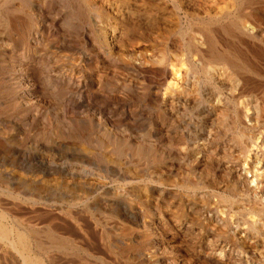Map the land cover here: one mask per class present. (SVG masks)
Instances as JSON below:
<instances>
[{"label": "bare ground", "instance_id": "bare-ground-1", "mask_svg": "<svg viewBox=\"0 0 264 264\" xmlns=\"http://www.w3.org/2000/svg\"><path fill=\"white\" fill-rule=\"evenodd\" d=\"M259 1L264 0H0V23L3 24L4 34H6V41H4L6 48L2 51L0 50L1 90L4 91L7 99L9 98V102H13L11 108L14 107L15 110L17 106L14 105L19 104L34 119H38V123L40 122L39 125L42 127V135L47 134V130L57 132L55 126L53 127L51 122H47L45 117L48 112L50 113L49 108L55 106L54 104L52 105L54 102L60 112V116L65 120V130L62 128L64 133L84 142L86 145L97 144L98 147L107 148L114 153H120L127 148V150L132 151L131 157L139 162H149L151 165L152 163L163 164L164 161V164H166L169 161L167 159H171V157H174L175 161H185V156L181 155L177 148L180 145H178L180 143L179 140L189 139V135L186 137V134H177V130L173 133L169 130L167 131L168 133L163 134V127H161L155 133L153 132L154 139L151 141L152 137L149 140L147 136L137 133L141 131L142 124H140V121L144 120V113L132 109L129 104L113 102L105 97L104 92L103 94L101 93L100 88L104 85V81L108 77L113 76L107 67L111 64L117 66L129 76H136V79L133 78L129 83L126 82L127 84L121 83L123 85L119 90L130 95L137 94L138 96V90L140 89L141 91L143 86H147L146 88L149 92L154 94V102L156 103H151L150 99L148 101L155 107L157 105L158 109L163 110V113L167 114L168 118L177 111L181 112L176 113L179 115L183 114L182 112L186 113L181 108L186 105L184 103L186 100L182 101L183 96L181 97L180 95L184 93L189 95V92L194 93L200 83L198 76L201 74L206 80L213 81L221 89L231 90L238 88V86L240 89V85L246 87L249 84V75L247 76L246 74H255L259 70L257 67L258 61L254 60L251 55H254V53H251V51H255L254 47L257 44H264V6ZM166 2L170 4V7L166 5ZM57 11H60V13H57ZM55 12L58 16H61L60 19L64 23H60L59 26L62 24L66 27L64 28L61 25L63 29L61 28L60 31L56 29L58 27H55L57 24L55 23V16H52ZM181 12H183L182 19L188 23L193 19L198 20V27L195 26L196 30H194L195 28L189 29L193 34L191 39L183 40L186 45L182 46V41L180 42L177 39V42L173 44L175 48L173 55L166 53L164 50H158L155 53H142L141 50L139 51L141 46L149 44L152 40L163 39L164 33H167L168 38L172 32V35H176V33L174 34L175 30L170 28V26L172 24L176 26L173 17L176 16L175 13L180 14ZM51 16L54 18H51ZM61 20L59 21L61 22ZM193 24L195 25L192 22L191 25ZM3 27L1 28L3 29ZM167 37L165 36V38ZM160 44H165V42L160 40ZM50 50L53 54L54 52H62L64 54L61 56L64 57V61L74 62V64L71 63L70 70L65 71L63 69V62L59 63L63 61L62 58V60L58 59L60 57H57L55 62L50 64L46 56ZM182 56H186L188 60L183 59ZM185 60L188 63L187 67L183 66ZM92 61L93 65H91ZM66 63H64V66ZM134 83H140L139 86L142 85V87L138 89V86L134 85ZM118 86L120 87V84ZM244 87L242 88L244 89ZM94 88L95 90H93ZM142 95L139 96L144 98L145 94ZM249 100L240 104L239 121L247 120L246 122L248 123L264 115V105L254 104V99ZM249 105H251L250 109L252 112L245 114L244 109H247ZM8 107L10 106L8 105ZM173 108L176 110L173 111ZM185 108L183 107V109ZM53 111H55L54 108ZM28 112L25 113L27 114ZM21 113L25 114L24 111ZM74 115L79 118L81 125L79 129L74 128L70 122H67V119ZM76 117L75 121L72 119L73 123L76 122ZM210 119L212 118L210 117ZM202 121V123L205 122L204 120ZM34 123L38 125L36 120ZM44 128H47V130L44 131ZM243 138L245 139L244 131H240L235 137V146L238 148L237 151L238 155L241 156L240 158L245 157L250 150L247 148ZM191 141L193 140L189 142L191 143ZM183 143L181 144L183 145ZM197 151L196 153H198ZM250 153H248V156L253 159L258 157V152ZM191 156L193 154L189 155V160L195 157ZM208 158L209 154L207 151V153H198L197 158L193 162L188 161V167L184 162L185 168H188L185 174L187 175V172H189L188 175L197 173L196 177L198 176V178H192L198 179V183H192L190 176L193 174L190 176L185 175L184 178H182L184 176L183 172L182 176L178 175L179 169L182 167L179 168V165L176 170L166 165L170 169L168 171L169 174L162 173L163 175L156 180L159 184L169 183L172 180L175 183L180 181L182 183H179L180 185L185 186L190 191H194L199 184L203 186V184L209 182L208 177L212 174L211 170L214 167L211 169L210 166L212 164L208 163ZM48 159H41L40 161H44L46 167H57L54 166L52 158V161ZM110 160L112 161V159ZM75 161L78 163L77 159ZM223 166L225 165H222L224 176L231 182L233 181L234 188L232 189L234 193L240 190L245 195L240 205L248 206L252 212L264 214V195L262 193L259 195L258 192V189H262L261 185V187L257 186L260 182L258 175L254 172L250 176L251 178L253 177L250 182L254 191L248 186L249 182L248 178L245 177V169H241L239 166L234 168ZM73 167L62 168V174L64 173L66 178L72 174L76 176L75 168ZM56 169L61 171L59 167ZM83 170L85 171V169ZM128 175L130 176L131 173H128ZM122 177L127 178L124 174H122ZM73 187L78 189L77 186ZM250 190L254 191L252 197L248 194ZM117 195L119 196V194ZM79 201H75V205ZM170 204L177 212L183 209L181 202L178 200ZM186 207L194 218H201L205 223L215 221L218 226H223L224 228L228 225L225 220H219L217 217L214 218L207 215L204 208L197 203L188 202ZM158 208L157 205L155 209L157 210ZM169 209L166 212L164 209L152 214L146 219H142L141 213L134 207H129L123 211L124 215L128 216L129 219L141 222L139 237L145 240V242L143 240V245L141 244V246L125 251V254L132 261H130V264H176L171 259L159 254L157 252L158 249L154 250L153 248L157 247L160 241L168 246L169 242L162 241L160 238L171 234L173 226L176 227H174L175 229L185 232L191 230L193 226L192 223H182L178 220L176 211L172 215L169 213ZM7 216H9L7 212L0 211V220H4ZM244 219L247 222V226L245 225V228L240 227L241 229L237 227L238 230L236 232L240 234L244 244H250H246L248 249L246 248L245 254L228 247L223 242L213 246L208 244L207 247L198 245L189 254L192 253L191 255L196 261L197 259L201 260L204 264H264V224L260 225L256 219H250L249 217ZM208 225L200 229L196 228V231L201 234L204 242L208 241L209 243L213 236V231L207 228ZM13 228L12 225L11 228H8L0 224V239L9 241L8 244L11 250L16 253L21 263L46 264V259L35 254L33 256L34 245H37L36 238H34L35 234L33 233V235L30 231V233L14 231ZM202 230H204L205 234L202 233ZM52 232H50L48 237L52 248L59 250L63 247H74L71 244L64 243L57 236V233ZM121 241L120 243L124 246H129V243ZM129 241L130 244L136 243L135 238ZM183 260L186 259L183 258Z\"/></svg>", "mask_w": 264, "mask_h": 264}, {"label": "rangeland", "instance_id": "rangeland-1", "mask_svg": "<svg viewBox=\"0 0 264 264\" xmlns=\"http://www.w3.org/2000/svg\"><path fill=\"white\" fill-rule=\"evenodd\" d=\"M260 3L264 6V1ZM166 5L170 7L168 2H166ZM57 13H60V11H57ZM57 13H53L54 15L52 14V16H55V23L57 24L55 25L54 23V25L58 27L56 29L60 31L61 28L63 29L64 25L62 24L64 23L60 19L61 16H58ZM182 13L183 12L180 14L175 13L176 16L173 17V21L176 23V26L175 24L170 26V28L175 30L174 34L176 33V35H172V32L170 33L172 36L169 34L168 38L167 33H164V36H162L163 39L158 38L155 39L156 41L152 40L154 42L151 41L149 44H145L143 47L141 46L139 51L141 50L142 53H155L158 50H164L166 53H171V55H173V53H175L173 44L177 42V39L180 42L182 41V46L186 45L184 44L185 42L183 43V40L191 39L193 34L189 29L195 28L194 30H196V27H198V20L193 19L188 23L186 20L182 19ZM52 16L51 18H54ZM59 20H61V22ZM192 22L195 23V25H191ZM60 23H62L61 25L63 27L61 25V27L59 26ZM2 25L3 24L0 23L1 51L6 48L4 45L6 34H4L5 31ZM187 26L188 28H186ZM1 27H3V29ZM165 36L168 39L165 38ZM160 40H163L166 45L160 44ZM256 46L258 47L256 48ZM256 46L254 47V52L250 51L254 53V55L251 54L254 60L258 61L257 67L259 70H257L255 74H246L247 76L249 75L248 77L250 78L247 77L249 81L248 86L244 87L240 85V89L239 86L231 90L221 89L213 81L206 80L200 73L201 75L198 76L200 79L199 85L194 93L189 92L191 97L186 95V93L180 95L181 97L183 96L181 99L182 101L186 100L188 102V104L186 101L184 102L186 103V105L183 106L184 108L186 107L185 109L181 107L182 111L186 112H182L184 114H181L182 117L176 114L181 113L177 111L176 113H172L171 117L168 118V115L164 114L163 110L158 109L157 105L156 107L152 105L151 103H156L154 102V94L149 92L146 88L147 86L142 87V85L139 86L140 83H134V85L138 86V89L141 87L143 88L141 91L140 89L138 90V96L145 94L144 98L141 96L138 97L137 94L130 95L119 90L123 84H127L126 82L129 83L133 78L136 79V76H129L117 66L108 65L107 69L112 72L113 76H110L111 78L108 77V79L104 81V85H102L100 91H102V94L104 92L105 97L111 99V101L129 104L132 109L144 113V120L140 121L142 128L140 132H137L138 134L147 136L149 140L152 137L151 141H153V134L163 127V134L168 133L167 131L169 130L172 133L177 130V134L183 133L186 134V137L189 135V139L179 140L180 143H178V145H180L177 148L181 155L185 156V161L181 160V162L176 160V162L173 159L174 157H171V159H167L169 160L167 161L168 164H164V161V165L159 163L160 166L155 163L151 165L149 162L143 163L144 161H137L130 156L132 155V151L127 150V148L120 153H114L107 148L98 147L97 144H95L96 146L86 145L84 142L65 134V120L60 116V112L54 102L51 103L55 106H51L52 108L49 106L50 113L48 112V115L45 117L47 122L49 121L53 127L55 126L58 133L51 132L50 129V131H48L47 128H44V131L47 130V134L42 135V127L39 125L40 122L38 123V119H34L30 113L24 110L22 108L23 106L20 105V107L19 104L14 105L17 106L15 110L14 107L11 108L13 102H9V98L7 99V96L4 95V91H2L0 87V211L7 212L9 215L4 220H0V224L8 228H11L12 225L14 231H30L32 234L34 233L35 235H33L34 238H36L37 245H34L33 256L35 254L46 259V261L44 260L46 264H130L131 259L125 254V251L130 248H136V246H141V244L143 245L144 239L139 237L141 222L129 219L128 216L124 215L123 211L127 210L129 207H134L141 213V218L146 219L152 214H156L164 209L166 212L171 208L169 209L170 214L173 215V212L176 211L175 213L178 220L182 223H192L193 228L185 232L175 229L176 227L173 226L171 234L162 236L161 238L159 236L162 241L169 242L168 246H166L160 241L157 247L155 246V248H153L154 250L158 249L157 252L163 257L171 259L176 264H204L201 260L197 259L196 261L191 255L192 253L189 254L190 251L198 245L207 247L208 244L209 246H213L220 242L245 254L247 243L244 244L242 242L240 234L236 231L240 227L245 228V225L247 226V222L244 221V218L247 217L256 219L260 225L264 224V214L252 212L248 206L240 205L245 195L240 190L234 193L232 189L234 188L233 181L231 182L224 176L222 165L224 164L225 166L223 167L229 166L231 168L239 166L241 169H245V177L248 178V186L251 187V190H254V188L250 182L253 177L251 178L250 176L255 172L260 178V184L258 183L257 186H262V189H258L259 195H261V193L264 195V115L248 123L246 122L247 120L239 121L238 118L241 111V103L248 102L249 99H254V104L264 105V44H257ZM49 52L46 56L50 64L55 62L57 57H60L58 59H63V61L59 63L61 64V62H63L62 66L65 71L70 70L72 66L71 63L74 64V62L64 61V57L61 56L64 54L62 52H54V54L51 50ZM182 58L188 60L186 56H182ZM186 60L184 63L182 62L184 67H187L188 64ZM64 63H66L65 66ZM93 64L92 61L91 65ZM60 66L61 65H59V67ZM62 66L60 68H62ZM121 83L123 84L121 85ZM118 84H120V87ZM114 87L115 89H113ZM242 87H244V89ZM93 90H95V88ZM179 98L177 99L179 100ZM149 99L151 103L148 101ZM8 105L10 107H8ZM247 107V109H244L245 114L252 112L250 109L251 105ZM53 108L55 111H53ZM22 110L24 113H28L22 114ZM175 110L176 109L173 111ZM209 114L212 115L210 116ZM22 115L26 116L24 117ZM205 115L209 116L205 118ZM75 117L76 115L70 117L67 119V122H70L74 128L79 129L81 125L78 116L76 117V122L73 123ZM210 117L212 119H210ZM35 120L38 125L34 123ZM202 120L205 122L202 123ZM207 121L208 123H206ZM56 125H58L57 128ZM240 131L245 132V139L243 138V141L247 145V148L251 150H249V152H251L250 154L258 152V157L256 159L248 156L249 152L246 154L247 156L245 155L243 158H240L241 156L238 155V148L235 146V137ZM195 137L197 138L195 139ZM190 140L193 141L190 143ZM182 142H184L183 145L181 144ZM206 149L209 154L208 163L212 164V166L208 165L211 169L214 167L211 170L212 174L208 177V185L206 183L203 184V186L199 184L197 189L190 191L185 186L180 185L182 184L180 181L175 183V181L172 180L164 184H159L157 182L161 175L168 173L170 170L166 165L173 167L175 170L178 165L179 168L182 166L179 169L178 175L182 176L184 173V176H182V178H184L186 171H188V168H185V163L188 167V161L193 162L194 159L197 158L198 153H207ZM196 150H198V153H196ZM190 154L195 156L194 159L190 158L189 160ZM51 158L54 160V166L57 167H46L44 161H40L41 159L52 161ZM76 159L78 163H76ZM110 159H112V161ZM102 165L104 167L106 166L107 169H104ZM69 166H74L73 168H75L76 176L72 174L66 178L64 176L65 174H62V168L64 169ZM58 167L61 171H57L56 168ZM83 169H85V171ZM125 170L126 172L124 173ZM127 172L131 173V177ZM187 173L189 174V172ZM122 174L127 178L125 179L122 177ZM188 174L186 176H190L193 173H190V175ZM196 175L197 173H194L190 176L191 181H193L192 183H198V179H196L198 176L196 177ZM73 186H77L78 189ZM251 190L248 192L250 197H252L255 191ZM77 200L80 201L75 205L74 202ZM177 200L180 201L183 206V209H181V211L178 210V212L173 209L170 204ZM188 202L199 204L209 216L214 218L217 217L219 220H225L228 224L227 227L218 226L215 221L205 223L201 218H194L186 207ZM157 205L159 210L155 209ZM207 225V228L213 231V236L209 243L208 241L204 242L201 234L196 231V228L200 229ZM52 231L57 233V236L63 240L64 243L66 242L74 247H63L59 250L52 248L48 239ZM202 231V233L205 234L204 230ZM36 235L37 237H35ZM131 237L136 239V243L130 244L129 240L132 239ZM100 238L103 240L101 239V241ZM120 240H122L121 242L124 241L127 244L129 243V246H124L120 243ZM8 243L9 241L0 239V264H22L17 258L16 253L11 250ZM183 258L186 260H183Z\"/></svg>", "mask_w": 264, "mask_h": 264}]
</instances>
